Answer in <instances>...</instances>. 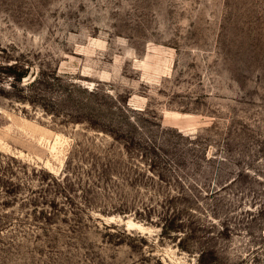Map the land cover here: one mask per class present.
<instances>
[{"label":"rangeland","instance_id":"rangeland-1","mask_svg":"<svg viewBox=\"0 0 264 264\" xmlns=\"http://www.w3.org/2000/svg\"><path fill=\"white\" fill-rule=\"evenodd\" d=\"M0 264H264V0H0Z\"/></svg>","mask_w":264,"mask_h":264},{"label":"bare ground","instance_id":"bare-ground-1","mask_svg":"<svg viewBox=\"0 0 264 264\" xmlns=\"http://www.w3.org/2000/svg\"><path fill=\"white\" fill-rule=\"evenodd\" d=\"M128 224H129L130 226L135 227V228H138V227L140 228V227H141V226H139V225H135V224H132V223H130V222H129Z\"/></svg>","mask_w":264,"mask_h":264}]
</instances>
